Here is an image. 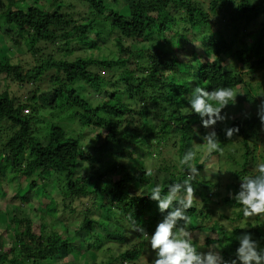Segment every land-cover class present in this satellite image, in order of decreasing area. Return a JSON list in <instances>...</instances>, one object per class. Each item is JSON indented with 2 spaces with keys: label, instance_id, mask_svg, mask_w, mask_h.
Returning a JSON list of instances; mask_svg holds the SVG:
<instances>
[{
  "label": "trees",
  "instance_id": "16d2710c",
  "mask_svg": "<svg viewBox=\"0 0 264 264\" xmlns=\"http://www.w3.org/2000/svg\"><path fill=\"white\" fill-rule=\"evenodd\" d=\"M21 1L0 0V33L29 52L33 63L25 67L20 62L0 59V76L34 84L46 69L56 73L49 80L53 86L44 92L39 86H33L25 97L16 96L8 88L0 92V168L6 172L0 170V190L3 191V182L17 188L26 183V192L35 195L38 189L40 198L57 186L60 194L54 203L62 214L51 217L59 220L63 231L57 232L53 226L46 230L50 224L42 221L36 232L31 219L19 218L13 210L6 225L11 227L8 238L0 237V244H9L0 252V264H86L88 257L92 264L135 263L143 256L146 241L130 225L135 221L137 227L152 233L164 215L148 196L156 177L162 176L165 193L169 185L182 182L188 172L180 163L182 148L199 139L196 114L182 112L192 96H187L191 92L190 81L209 91L217 87L232 91L240 85L247 87L244 74L253 75L264 68V0H208L207 6L203 0H121L123 10L108 6L104 0H78L83 13L77 9L76 0H60L52 12L39 0L25 8ZM219 11H224L235 36L261 15L257 38L250 42L241 39V44L248 46L233 50L220 30L209 29L196 41L198 46L186 48L187 53L178 57V50L184 46L180 44L182 40L193 37L195 28H209L210 18ZM91 12L102 18L90 17ZM166 33L171 34L170 40ZM147 40L156 41V45L152 42L144 47ZM102 45L114 48L117 55L89 54L99 52ZM170 53L175 57H170ZM195 55L196 60L203 61L195 63ZM225 57L235 59L236 70L225 67ZM261 83L264 85V76ZM247 88L243 100H255ZM89 89L100 98L92 97L86 91ZM24 109L28 111L24 113ZM46 109L70 110L68 115L79 127V135L87 127L98 128L93 134L94 144L84 146L81 139L55 123L39 134L36 122L44 118L42 112ZM245 114L246 108L227 125L239 127L230 142H225L224 130L216 124L222 153L213 152L192 161L201 171L206 161L218 157L219 176L231 179L226 183L227 194L218 202L211 196L219 184L196 177L192 184L198 199L187 210L190 223L185 225L191 232L211 222V232L217 236L206 237L205 244L222 249L226 260L234 258L238 246L235 237L242 231L251 232L264 247V217L254 216L249 222L242 206L229 195L238 190L241 178L255 174L250 167L255 161L256 140L262 126L257 114ZM165 143L171 147L179 143L177 162L155 156ZM235 143L238 146L228 148ZM136 148L143 154L137 165L114 160L105 169L95 166L107 151H116L122 157L130 156ZM223 155L238 163L237 168L223 171ZM85 163L87 171L82 174ZM149 171L152 175H148ZM146 187L148 191L142 192ZM23 196V202L31 201ZM221 207L231 210L227 216L230 228L213 220L215 208ZM66 212L70 217L65 216ZM68 225H74L73 230ZM132 238L133 243L117 255L110 254L106 263L94 261L100 249L110 250V241L125 243Z\"/></svg>",
  "mask_w": 264,
  "mask_h": 264
},
{
  "label": "rangeland",
  "instance_id": "374dc122",
  "mask_svg": "<svg viewBox=\"0 0 264 264\" xmlns=\"http://www.w3.org/2000/svg\"><path fill=\"white\" fill-rule=\"evenodd\" d=\"M32 1L35 0H22L21 4H22V8H25L29 3H31ZM205 6H207L208 0H203ZM254 2L258 1V0H252ZM60 0H39V3L46 9H48L49 12H52V10H54L56 8V5L58 3H60ZM76 6L77 9L82 11V13L84 12V8L81 5V3H79L78 0H76ZM104 2L108 5V6H112L115 9H119L122 8V10L124 9L123 6V1L121 0H104ZM209 12V11H208ZM224 11H219L216 16H212L210 18L211 20V25L209 28L207 27H198L195 28L192 31V34H194V36L189 37L185 40L181 41H177V43L181 42L182 46L178 52L177 55L178 57H182L183 54L187 53L186 48H190L191 46H198L196 45V41H199L200 39H202V32L209 30L212 32H215L216 30H220L221 33L224 34V36L227 37V39H229V41L231 42V47L233 48V50H235V48H245L248 46L247 43H242L241 44V39H243V42L248 40L249 42L255 38H257L258 36V29L260 28L259 23H261V15L256 16L251 23L246 24L245 28H242L240 33H238L237 36L232 35L231 33L233 32L232 28H231V24H228L227 21V17L225 16V14H223ZM90 17L95 16L97 18H102V16L96 15L95 13L91 12L89 14ZM2 24V19L0 18V25ZM162 35H159V39L163 38ZM168 40L171 39V34L166 33V35ZM9 36L7 35H2L0 33V59L6 58V59H10L13 62H20L23 65H25V67H27V65H31L33 63V57L31 56V54L29 52H25L24 48L20 45H14L12 44V42L10 41V38H8ZM151 38L152 35L150 36ZM247 37H249V39H247ZM191 39V40H190ZM101 40V39H100ZM195 40V41H194ZM153 42V41H152ZM151 41L147 40L144 44V47H147L148 45L152 44ZM174 42V41H173ZM153 44L156 45V41L153 42ZM114 48L109 47L108 45H102L101 50L99 52H92L89 54L92 55H98L99 57H101L102 55H106L108 57H115L117 55L116 50H113ZM263 54H264V48L262 50ZM175 55V54H174ZM173 54L170 53V57H175ZM197 55H195V58L193 59V61L196 62H202L203 60H196ZM225 67L226 68H230V69H237V64L235 62L234 58H230V57H225ZM180 67V66H179ZM186 70V68H185ZM55 70L54 69H46L45 72L42 74L40 81L35 82L33 84V82H29L28 84L26 83H18L13 81L12 79H10L9 77H5V76H0V92L2 90H10L12 91V93H14L16 96H20V97H25L26 93L28 90L32 89V87H38L40 88V91H43L51 86H53V84L49 81L50 80V76L55 74ZM182 74V72H179V75ZM249 73H245L244 74V79H245V84L247 89H249L250 93L252 95H254L255 100H249V99H244V93L248 90H246V88L242 85L237 86L234 89V93H238L236 96V102L235 104H231V106L227 109H224L223 111L225 113H227L229 116L231 117H236V116H240L242 114V110L244 108H246V113L247 114H256L257 112V105L260 103V101L262 99H264V96H261L260 94H264V85L261 83V80L264 76V68H261L260 70H258L257 72H254V74H250ZM191 82V92L187 95V96H191L193 94V89L195 86H197L198 84H196L193 80L190 81ZM195 83V84H193ZM5 85L7 87H5ZM9 91V92H10ZM86 91H90L91 96L96 98H100L99 94H96L95 92H93L92 90H86ZM49 92V91H48ZM133 102V101H132ZM166 105V104H165ZM70 111V110H69ZM69 111H61V110H52V111H47L44 110L42 112V114L44 115V118L40 117L39 121L36 122L37 127L39 128V134L43 135V133L46 131L47 125L50 126V124L55 123L58 124L64 128H66L70 134H72L73 136H77V138L81 139L82 143L84 144V146H91L92 144H94V139H93V134L96 133L98 131V128H92L90 129V127L85 128V130H83V133L81 135H79V127L76 126L73 118L70 117ZM190 112V105L183 108L182 112L183 113H187ZM52 112V113H50ZM25 113V112H24ZM51 114V115H50ZM195 114V113H192ZM232 118V119H233ZM198 120L196 122L195 127L197 128L196 130V138L199 139H194L192 142H189V144L186 147L182 148V158L184 156V154L189 151L192 150L196 153L195 155V159H204L205 156L207 155V145L203 142L202 136L203 134H205L207 131H209V129H205L202 125H201V121L199 116L196 114L195 115V120ZM232 119H229L226 121V123H219V127H222L223 129L225 128V126L229 125L230 122L232 121ZM146 121H149L148 119H145ZM193 120V119H192ZM103 131V129H102ZM199 133V134H197ZM223 138L225 139V142H230V140L232 139H227L225 137V132L223 133ZM258 136L259 139L256 140V156H255V161L253 163V166L250 167L254 172H256V165L259 163H264V128H259L258 131ZM167 143H165L164 145H160L158 148V151H160L158 153V151H156V157H163L168 159L171 158L172 159V163L177 162L178 160V156H179V151H180V147H179V143L174 144L173 147H171V145L169 146H165ZM234 145L238 146L236 143L235 144H230L228 146V148L233 147ZM111 151H107L105 157L103 158V160L100 163H96L95 166H100L102 169H105L106 167H108L109 165H111V163L114 162V160H117V163H122V164H130L132 166L137 165L139 160L143 159V154H142V150H140L139 148H136L133 153L130 156H122L120 157L119 155H117L116 151H114L112 154H110ZM159 154V155H158ZM230 155V153H228ZM237 155V154H236ZM228 157V155H223V160H225L223 162L222 161V170L224 171L225 169H235L238 166V163H233V161H231V159L228 157V159H226V157ZM218 157H212L210 160L206 161L204 163L203 169L201 171H199L200 175L197 176V179L202 180V179H207L210 180V183H218L219 187H215L217 189H215V193L212 194V199L214 201L219 202L220 198L224 195L227 194V190H226V185L231 181L230 177L228 176H223L222 174H220L219 176V166L218 165ZM0 170L3 171V173H6L3 168H0ZM85 171H87V165L86 163L81 167V171L80 173L84 174ZM222 171V172H223ZM37 174V173H36ZM35 174V175H36ZM161 175V174H160ZM219 176V177H218ZM162 176H159V179L156 177V181L154 183V186H156L157 184L162 185ZM227 183V184H226ZM23 185L19 188H17L16 186H12V185H8L6 183L3 182V191L0 190V237H2L4 240L5 238H8L7 233L10 232V228H8L7 226L9 225V217H11V212L13 211L17 217L21 218V217H27L29 219L32 220L33 222V226H35V231L38 232V224H41L42 221H47L50 225L47 226L45 229L46 230H51V226L56 227V231L57 232H62L63 229L59 226V220L57 218H53L51 216H59L60 214H62V212L59 210V207L55 206L54 203V199L57 198V196L60 194V190L57 186H53L48 193H46L45 195L41 196L40 198H38V189L36 190L37 192L35 193V195H33L32 191H28L27 187H25L26 183H22ZM56 185V184H54ZM16 187V188H15ZM148 187L143 188L141 191L142 192H146L148 191ZM18 194V195H16ZM27 196L31 201L30 202H23L20 198V196ZM196 196V195H195ZM24 197V196H23ZM25 198V197H24ZM196 198L198 199V197L196 196ZM86 200V199H85ZM84 200V201H85ZM53 209V211H52ZM51 210V211H50ZM215 213L213 215V220H218L220 223L227 225V227H231L230 221L227 219V216L229 217L231 215V210L229 208H215ZM80 210L78 209L76 211V216L79 217L80 215ZM222 214V215H221ZM50 215V216H49ZM225 217H222V216ZM65 216L70 217L69 213H65ZM244 221V220H243ZM264 221V219H263ZM196 223L199 221H195ZM249 222H253L252 219L249 218ZM8 224V225H7ZM211 222H209L208 224H206V226L203 225H199V227L197 229H192L191 233L193 235V242L195 244V247H197L199 250L201 251H206L208 248L213 247L212 245H206L205 244V238L206 237H213V236H217L216 234H213L211 232V227H210ZM7 225V226H6ZM12 225V224H11ZM74 225H68V229H72ZM262 229H264V223H263V227ZM2 239V241H3ZM135 238H132L129 242H116V241H110L108 243V246L110 247L109 251L106 250H99L98 254L95 256L94 261L95 262H105L107 260H109V255L110 254H114L117 255L121 250L125 249L126 246L128 244L133 243L135 240ZM146 241V248H145V252L143 254V256H147L149 262H151L152 258L155 257V253L152 252L151 248H150V244L148 242V240L145 238ZM5 242V241H4ZM9 247V244L7 242L4 243L1 242L0 244V252L2 249H7ZM142 256V257H143ZM77 257H80V255L78 254ZM141 257V258H142ZM139 259L137 262L135 263H128V264H143L142 259ZM67 261V260H66ZM85 261L87 262L86 264H92L93 260L92 258L88 257L85 258ZM50 263V262H47ZM42 264V263H40ZM73 264V263H72ZM76 264H80L78 263V261L76 262ZM127 264V263H124Z\"/></svg>",
  "mask_w": 264,
  "mask_h": 264
},
{
  "label": "clouds",
  "instance_id": "9594fccd",
  "mask_svg": "<svg viewBox=\"0 0 264 264\" xmlns=\"http://www.w3.org/2000/svg\"><path fill=\"white\" fill-rule=\"evenodd\" d=\"M237 94L228 87H217L209 91L197 85L193 89L188 101L190 113L197 114L201 125L209 129L202 136L209 156L213 152H223L215 126L218 122L226 123L233 118L223 110L229 104H235ZM260 95L264 96V94ZM256 107L257 117L264 128V99ZM245 115L247 116V113ZM223 130L225 137L230 140L239 132V127L225 126ZM195 155L194 151L189 150L180 161L181 165L185 166L184 171L188 170L182 182L169 185L166 193L159 184L151 189L149 198L156 201L158 210L164 213L152 233L149 235L143 227H137L135 221L130 225L133 231L145 236L152 252L155 253V258L151 262L147 256H143L141 258L143 264H264V247H261L259 240L254 239L249 231H242L235 237L238 246L235 248L234 258L230 260H226L222 249H217L215 246L201 251L193 245V235L185 225L190 223L186 215L187 210L193 207L197 199L192 184V181L200 175L197 166L192 163ZM148 175H152V172L149 171ZM229 195L242 206L244 217H264V163L256 165L255 174L241 178L238 190L235 193L230 192Z\"/></svg>",
  "mask_w": 264,
  "mask_h": 264
},
{
  "label": "built area",
  "instance_id": "2783aa9c",
  "mask_svg": "<svg viewBox=\"0 0 264 264\" xmlns=\"http://www.w3.org/2000/svg\"><path fill=\"white\" fill-rule=\"evenodd\" d=\"M25 112H27V109H24Z\"/></svg>",
  "mask_w": 264,
  "mask_h": 264
}]
</instances>
